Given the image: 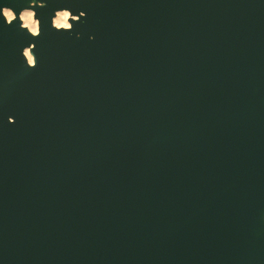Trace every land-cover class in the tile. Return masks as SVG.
<instances>
[{"label": "water", "instance_id": "95a60500", "mask_svg": "<svg viewBox=\"0 0 264 264\" xmlns=\"http://www.w3.org/2000/svg\"><path fill=\"white\" fill-rule=\"evenodd\" d=\"M41 1L0 0V264H264V0Z\"/></svg>", "mask_w": 264, "mask_h": 264}, {"label": "bare ground", "instance_id": "6f19581e", "mask_svg": "<svg viewBox=\"0 0 264 264\" xmlns=\"http://www.w3.org/2000/svg\"><path fill=\"white\" fill-rule=\"evenodd\" d=\"M33 3L42 4L43 1H41V0H32L29 3V5H31ZM3 11H4V15L6 16L7 20H9V21L15 17V12L11 8L5 7ZM25 12L33 13V16L31 17L30 20L26 21L23 18ZM8 13H11V17H9ZM62 13H67V16L64 17L63 15H60ZM72 18H77V16L76 15H72L69 10H67V9L57 10L55 15H54V17H53V23H54V25H56L58 27H61V26L69 27L71 25V19ZM20 19L22 21V24L24 26H26L31 32H33V33H37L38 32V30H39V21L35 17V10H34L33 7L32 8L25 7L20 13ZM33 28H35V31H33ZM25 54H26L29 62L33 63L34 62V55H33V53H31L30 48H26Z\"/></svg>", "mask_w": 264, "mask_h": 264}, {"label": "clouds", "instance_id": "9594fccd", "mask_svg": "<svg viewBox=\"0 0 264 264\" xmlns=\"http://www.w3.org/2000/svg\"><path fill=\"white\" fill-rule=\"evenodd\" d=\"M8 15H9V17H11V13H8ZM60 15H63L64 17H66L67 16V13H62ZM32 16H33V13H31V12H25L23 18L27 21V20H30ZM33 31H35V28H33Z\"/></svg>", "mask_w": 264, "mask_h": 264}, {"label": "rangeland", "instance_id": "374dc122", "mask_svg": "<svg viewBox=\"0 0 264 264\" xmlns=\"http://www.w3.org/2000/svg\"><path fill=\"white\" fill-rule=\"evenodd\" d=\"M31 1H32V0H29L28 3H30ZM35 4H36V3L31 4L30 7H27V8H32V6L35 5ZM8 8H9V7H8Z\"/></svg>", "mask_w": 264, "mask_h": 264}, {"label": "snow or ice", "instance_id": "6c2138e0", "mask_svg": "<svg viewBox=\"0 0 264 264\" xmlns=\"http://www.w3.org/2000/svg\"><path fill=\"white\" fill-rule=\"evenodd\" d=\"M81 15H83V13H81ZM33 68H35V65H33ZM11 122H13V123H14L15 121L13 120V121H11Z\"/></svg>", "mask_w": 264, "mask_h": 264}]
</instances>
